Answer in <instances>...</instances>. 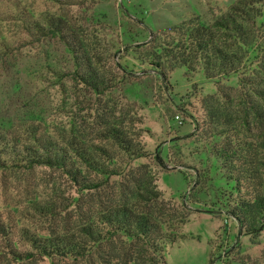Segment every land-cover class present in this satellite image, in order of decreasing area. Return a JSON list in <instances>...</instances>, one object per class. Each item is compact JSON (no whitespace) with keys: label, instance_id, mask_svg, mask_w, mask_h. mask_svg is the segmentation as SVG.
<instances>
[{"label":"rangeland","instance_id":"374dc122","mask_svg":"<svg viewBox=\"0 0 264 264\" xmlns=\"http://www.w3.org/2000/svg\"><path fill=\"white\" fill-rule=\"evenodd\" d=\"M65 1V5L39 1V9L67 14L82 28L84 38L109 57L107 68L124 79L105 95L78 84L71 76V55L53 39L7 56L5 42L16 47L20 38L0 23V131L26 135L38 129L55 138L92 140L106 123L134 122L142 130L146 156L129 163L126 172L155 177L171 210L188 214V222L178 232L179 241L166 249L165 264H264V231L251 238L228 217L236 195H231L226 173L212 156L214 140L201 133L206 120L203 100L217 95L219 88H236L238 77L208 81L201 72L178 68L168 81L163 80L147 72V65L127 48L148 39L146 28L158 31L189 14L212 24L237 0ZM258 62L253 55L247 73L254 72ZM127 182L111 177L100 191H89L56 169L0 170V218L13 233L0 235V264H83L56 258L15 261L8 255L7 244L18 251L31 250L19 239L22 228L42 237L75 233L102 206L134 201ZM36 202L56 207L58 215L39 217L32 209Z\"/></svg>","mask_w":264,"mask_h":264},{"label":"trees","instance_id":"16d2710c","mask_svg":"<svg viewBox=\"0 0 264 264\" xmlns=\"http://www.w3.org/2000/svg\"><path fill=\"white\" fill-rule=\"evenodd\" d=\"M39 1L66 4L65 0H0V23L20 38L16 47L5 42L7 56L53 39L71 55V76L78 84L105 95L122 83L124 77L107 68L109 57L84 38L80 26L65 13L40 10ZM146 29L148 39L127 48L147 65V72L167 81L178 68L201 72L208 81L238 77L236 88H219L217 95L203 100L206 120L201 133L214 140L210 151L226 173L231 195H236L228 217L245 235L258 236L264 231V0H237L212 24L189 14L176 25ZM253 55L259 64L249 74L247 63ZM141 138L142 130L134 122L106 123L92 140L55 138L38 129L26 135L0 131V170L56 169L89 191H100L111 177H123L134 197L132 202L102 206L72 234L53 232L42 237L22 228L19 239L31 250L18 251L8 243V255L15 261L56 258L83 264H165L166 249L179 241L188 214L171 210L155 177L126 172L129 163L146 156ZM158 160L164 165V160ZM32 209L44 219L58 215L56 207L39 202ZM11 234L9 224L0 218V235Z\"/></svg>","mask_w":264,"mask_h":264}]
</instances>
